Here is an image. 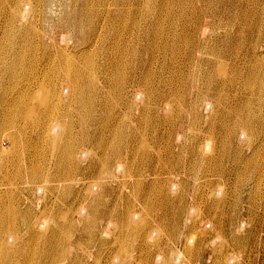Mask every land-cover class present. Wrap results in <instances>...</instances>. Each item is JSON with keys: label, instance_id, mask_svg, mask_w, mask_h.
Here are the masks:
<instances>
[{"label": "bare ground", "instance_id": "bare-ground-1", "mask_svg": "<svg viewBox=\"0 0 264 264\" xmlns=\"http://www.w3.org/2000/svg\"><path fill=\"white\" fill-rule=\"evenodd\" d=\"M109 1L113 9L93 10L92 0H0V264H189L173 242L183 235L201 256L221 230L228 245L244 246L245 222L226 213L225 187L206 184L231 138L247 133L250 144L264 131L262 0L198 11L169 8L172 0ZM57 4L73 9L54 20ZM49 21L53 32L39 24ZM64 30L88 45L56 44ZM100 39L112 44L97 61ZM113 89L133 118L114 119L106 105L97 113ZM222 90L254 109L223 122L218 139ZM257 155L262 177L264 146ZM224 237L213 250L222 253Z\"/></svg>", "mask_w": 264, "mask_h": 264}, {"label": "rangeland", "instance_id": "rangeland-1", "mask_svg": "<svg viewBox=\"0 0 264 264\" xmlns=\"http://www.w3.org/2000/svg\"><path fill=\"white\" fill-rule=\"evenodd\" d=\"M106 0H92V9L93 10H104L106 5H108L109 7H111L112 9L115 7L114 2H112V5L110 6L111 2L108 0L106 2V5L104 6ZM201 3H200V2ZM221 0H172L169 2V8H174L176 10L182 9V8H188L189 10H193L192 11H198L201 8H209L210 10H216V8L219 6ZM177 2V3H176ZM100 3V4H99ZM127 6H131L130 5V0H127L126 2ZM172 3V4H171ZM176 3V4H175ZM180 3V4H179ZM262 3L264 5V0H262ZM247 4V3H246ZM246 4L244 7H238V6H231V7H227L226 11L230 14V16L232 14H235V12L240 9V8H246ZM67 5V4H66ZM61 6L59 4H57V6L55 5V16H53L54 20H58L60 17L64 18V16L67 13V9L69 11H71V9H73V6ZM145 4L142 3L140 6H144ZM179 5V6H177ZM196 5V6H194ZM200 5V6H199ZM139 6V7H140ZM192 6V7H191ZM194 6V7H193ZM67 7V8H66ZM133 7H138L137 5H134ZM199 7V9H198ZM59 8H61V11ZM71 8V9H70ZM79 8V7H78ZM59 9V12H58ZM198 9V10H195ZM208 9V10H209ZM225 9V8H224ZM2 10V11H1ZM61 11V12H60ZM68 11V12H69ZM58 12V13H57ZM57 13V14H56ZM61 13L63 14L61 16ZM6 13H5V9H1L0 8V24L6 23ZM60 15V16H59ZM5 16V17H4ZM58 16V19L56 18ZM4 20V21H3ZM227 20V19H226ZM225 21V20H223ZM42 23V24H41ZM48 23V21H47ZM46 22H40V26L43 28V25L45 24L44 28L46 29V32H53L55 29L50 25V21L49 24H47ZM49 25V26H47ZM49 27V28H48ZM110 27L113 28V26H107L104 28V30L102 31V36L107 35L108 32L110 31ZM43 28V29H44ZM51 28V29H50ZM54 30H53V29ZM48 29V30H47ZM238 29V27H237ZM51 30V31H50ZM65 31V30H64ZM62 32L61 35H59L57 33V43L56 44H61L62 47L64 48H68L72 51L75 48L73 46H75L77 43V45H79V47H77L78 49L80 48H84L86 47L88 44H83L80 43L81 40L79 41L78 38L76 37L75 32H72L71 34H68L67 31ZM67 32V33H66ZM64 34V35H62ZM73 34V36L71 37V35ZM66 35V37H65ZM70 36L69 38L67 37ZM109 35V34H108ZM64 36V37H63ZM75 37V38H74ZM66 38V39H63ZM73 38V39H72ZM102 38V37H101ZM63 39V40H62ZM69 39V40H68ZM68 40V42H66ZM73 41V42H70ZM64 41V42H63ZM102 40L100 39L99 43L97 44V49L96 47H93L92 49V53L95 57V59L97 61H102L103 57H104V51L106 52L105 54H107V49L108 47L111 46L112 41H107L105 42H101ZM114 41V40H113ZM120 41V42H119ZM125 43V38L122 37L121 35L119 37H117L115 39L114 42H118L119 44L123 45ZM75 42V43H74ZM64 43V44H63ZM71 43V44H70ZM73 43V44H72ZM100 45V46H99ZM76 48V49H77ZM96 49V50H95ZM69 50V51H70ZM103 50V51H102ZM101 51V52H100ZM87 55L89 53V51H83V56ZM264 53V52H262ZM91 54V53H89ZM118 55V54H117ZM98 56V57H97ZM119 58V56L117 57V59ZM264 61V59L262 60ZM122 70V67H121ZM130 84V83H128ZM117 91V92H116ZM115 92V94H114ZM222 100H221V104L222 106H220L219 108V113L217 115H215V121H216V130L215 133L218 136V139L221 138V136H219V132L220 130H224V128H222V123L223 122H232L234 119L237 118L238 112L240 110H243V114H246L249 110V108L254 109V107L249 104V105H245V103L242 101V94H238V97H236V93L235 91L233 92H229L227 90H222ZM111 97V98H110ZM113 97V98H112ZM213 94H211L209 96V98H212ZM234 97V98H233ZM124 95L119 92L118 89H113L110 94H109V98L108 101L105 99L104 102L102 104H98V111L97 113L100 114L101 108L105 107V105L107 107L110 108V110L112 111L113 117L114 119H131L134 117L133 112H130L131 110H128L129 108H126L125 105V100L126 98H124ZM231 99V100H230ZM111 100V101H110ZM116 100V101H115ZM106 101V102H105ZM120 103V104H119ZM124 103V105H123ZM226 103H231V107H228V105L230 104H226ZM234 103V104H233ZM122 104V105H121ZM121 106V107H120ZM237 107V111L233 110ZM247 107V110H246ZM124 110V111H123ZM126 111V112H125ZM121 112V114H120ZM128 112V113H127ZM237 112V113H236ZM125 113H127L129 116H127ZM132 113V114H131ZM117 114V115H116ZM125 118H124V117ZM117 117V118H116ZM224 119V120H223ZM205 122H201V124L199 123L198 125L201 126L202 124H204ZM78 127V125H77ZM243 129V128H242ZM242 129H241V133H242ZM252 129V127H249V131ZM193 130H195L193 128ZM193 130L188 129L187 130V134L191 135L193 133ZM218 130V131H217ZM259 133L255 132L254 135V142L251 141V143L249 144V139L247 138V133L240 137V136H234L233 138H231V140L227 143V145L229 144V146L227 147L226 151L224 153H226L223 156V161L220 167H212V169L209 171V177L211 178L210 181L206 184L208 189L214 188L218 185V183L220 185H223V187H225L226 191H227V200L225 202V204L227 203V205L224 207L226 209V213L228 214H235V217L237 218V220H243L245 223L243 225L244 227V232L247 233V236L244 238V246L239 247V245L237 243L236 246L235 245H228L227 241H232L231 239H228L230 237V234L228 231L225 230H221L220 231V235H216L220 236V237H213V239H210L206 245L207 248H205L206 251H203V255H190V253L186 250L185 246H184V237L183 235L181 236V240H179L178 242H173L174 248L181 252V255L184 259L188 260L189 264H264V172H263V176L260 178L259 177V172L257 171V158L260 150L262 149V147L264 146L262 143L263 137H264V131H260L258 130ZM224 132H221V134H223ZM263 133V134H262ZM220 134V135H221ZM244 136V137H243ZM222 139V138H221ZM240 140V142H239ZM242 140V141H241ZM249 142H247V141ZM264 141V140H263ZM243 143V144H241ZM246 143V144H245ZM253 143V144H252ZM262 143V144H261ZM245 144V145H244ZM255 144V145H254ZM259 146H258V145ZM248 145V146H247ZM252 145V146H251ZM261 145V147H260ZM242 147V148H240ZM252 147V148H251ZM256 147V148H255ZM255 148V149H253ZM260 148V149H259ZM239 149V150H238ZM241 149V150H240ZM237 150V151H235ZM250 150V151H249ZM255 154H253V152ZM258 151V152H257ZM218 153H222V151H218ZM242 153V154H241ZM236 156H235V155ZM251 155V156H250ZM226 157V158H224ZM235 158V159H234ZM241 158V159H240ZM231 160V161H230ZM234 160V161H233ZM237 160V161H236ZM253 160V161H252ZM249 161V162H248ZM235 162V163H234ZM241 163V164H240ZM248 163V164H247ZM247 164V165H246ZM225 167H224V166ZM229 167V168H228ZM236 169H235V168ZM223 170H222V169ZM231 168V170H230ZM253 169V170H252ZM228 170V171H227ZM234 170V171H233ZM236 170V172H235ZM221 171V172H220ZM233 171V172H232ZM211 172V173H210ZM228 174H227V173ZM232 174H231V173ZM242 174H241V173ZM213 173V174H212ZM227 175H226V174ZM230 173V175H229ZM248 173V174H247ZM223 174V175H222ZM241 174V175H240ZM246 174V175H245ZM235 175V176H234ZM239 175V176H238ZM225 176V178H224ZM246 176V177H245ZM234 177V178H233ZM238 177V178H237ZM248 177V178H247ZM192 178V177H191ZM231 178V179H230ZM246 178V179H245ZM193 179V178H192ZM245 179V180H244ZM256 179V180H255ZM222 180V182H221ZM242 180V181H241ZM255 180V181H254ZM261 180V181H260ZM192 181V180H191ZM212 181V182H211ZM227 181V182H226ZM252 181V182H251ZM250 182V183H249ZM231 183V184H230ZM226 184V185H225ZM233 184V185H232ZM249 184V185H248ZM242 185V186H241ZM260 185V186H259ZM227 186V187H226ZM231 186V187H230ZM248 188H246V187ZM261 186H263L262 188H260ZM191 187H189V191H191ZM259 187V188H258ZM235 188V189H234ZM244 188V189H243ZM228 189V190H227ZM229 190L231 192H229ZM260 190V191H259ZM193 191V190H192ZM191 191V192H192ZM234 191V192H233ZM237 191V192H236ZM239 191V192H238ZM259 191V192H257ZM230 193V194H229ZM233 193V194H231ZM247 193V194H246ZM258 193V194H257ZM237 194V195H236ZM245 194V195H244ZM257 194V195H256ZM243 195V196H242ZM255 195V196H254ZM262 195V196H261ZM238 196V198H237ZM245 196V197H244ZM253 196V197H252ZM234 199H233V198ZM259 197V198H257ZM256 198V199H255ZM241 199V200H240ZM260 199V200H259ZM262 199V200H261ZM235 200V202H233ZM238 200V201H237ZM249 200V201H248ZM255 201V203H254ZM243 202V203H242ZM230 203V204H229ZM231 203L233 205H231ZM234 203L236 205H234ZM239 203V204H238ZM197 205V204H196ZM231 208H230V206ZM246 205V206H245ZM239 207V208H238ZM243 207V208H242ZM253 207V208H252ZM229 208V209H228ZM250 209V211H249ZM240 210V211H239ZM229 211V212H228ZM232 211V212H231ZM249 212V213H248ZM262 215V216H261ZM203 216H205V214L203 213ZM244 216V217H243ZM208 217V216H205ZM210 217V216H209ZM251 217V218H250ZM235 218V219H236ZM240 218V219H239ZM249 220H248V219ZM229 219V218H228ZM109 221V222H108ZM107 222L110 223L106 226L109 230H114V222L113 220H108ZM112 222V223H111ZM228 223L230 224V219L228 221ZM249 223V224H248ZM200 224V222H199ZM198 224V225H199ZM228 224V225H229ZM182 227L183 230L185 229L187 232L190 233V231L192 230V228L190 229V226H186V222L183 220L182 223ZM184 230V231H185ZM226 232V233H225ZM263 232V233H262ZM225 233V234H224ZM262 234V235H261ZM215 235V233H211L210 236ZM209 236V235H208ZM221 236L224 237L223 240H225V247L223 249V251H221L222 253H219L220 250L214 249L217 245V243H221ZM216 239V240H215ZM214 241L215 244L212 242ZM217 241V243H216ZM180 242V243H179ZM176 243V245L174 244ZM180 244V245H179ZM263 244V245H262ZM215 245V247H213ZM230 246V247H229ZM238 246V247H237ZM180 248V250H179ZM212 248V249H211ZM232 248V249H230ZM230 249V250H229ZM217 250V251H216ZM235 250V251H232ZM239 250V251H238ZM134 253L136 252L135 250L133 251ZM184 252V254H183ZM234 252V253H232ZM252 252V253H250ZM162 253V251H161ZM164 253V250H163ZM189 253V254H188ZM207 253V254H206ZM218 253V254H217ZM224 253V254H223ZM231 255H230V254ZM236 253V254H235ZM233 254V255H232ZM179 255V254H178ZM187 255V256H186ZM237 255V256H236ZM190 256V257H189ZM200 256V257H199ZM204 256V257H203ZM213 256V257H212ZM221 256V257H220ZM231 257V260H225L224 259L226 257ZM211 257V258H209ZM216 257V258H215ZM203 260V261H202ZM214 260V261H213ZM216 260V261H215ZM207 261V262H206ZM229 261V262H228ZM234 261V262H233ZM191 262V263H190ZM202 262V263H201ZM205 262V263H204ZM221 262V263H220ZM236 262V263H235ZM173 264H179L177 262H173Z\"/></svg>", "mask_w": 264, "mask_h": 264}]
</instances>
